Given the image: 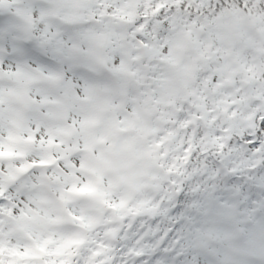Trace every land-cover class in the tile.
<instances>
[{
	"label": "snow or ice",
	"instance_id": "6c2138e0",
	"mask_svg": "<svg viewBox=\"0 0 264 264\" xmlns=\"http://www.w3.org/2000/svg\"><path fill=\"white\" fill-rule=\"evenodd\" d=\"M0 264H264V0H0Z\"/></svg>",
	"mask_w": 264,
	"mask_h": 264
}]
</instances>
